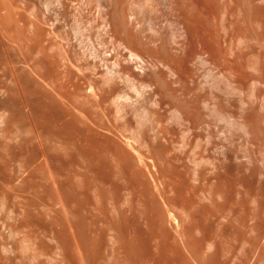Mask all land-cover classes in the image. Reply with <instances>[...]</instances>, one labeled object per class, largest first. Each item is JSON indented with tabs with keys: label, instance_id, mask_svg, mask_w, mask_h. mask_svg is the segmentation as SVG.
Listing matches in <instances>:
<instances>
[{
	"label": "rangeland",
	"instance_id": "1",
	"mask_svg": "<svg viewBox=\"0 0 264 264\" xmlns=\"http://www.w3.org/2000/svg\"><path fill=\"white\" fill-rule=\"evenodd\" d=\"M247 1L216 0L217 22L211 18L210 29L225 61L223 88L212 89L214 97L178 82L174 93L155 89L138 97L117 80L118 89L131 96L120 106L103 79L97 80V96L47 92L13 75V60L25 64L21 49L1 52L7 56L0 57V86L8 92L0 99L18 115L17 123L0 125L1 171L6 176L16 167L19 188L22 179L31 185L20 192L33 197L37 241L40 226L47 227L48 264H264V0ZM83 23L87 39L79 31L72 52L83 63L109 60L98 50L94 29ZM9 152L14 156L8 158Z\"/></svg>",
	"mask_w": 264,
	"mask_h": 264
},
{
	"label": "bare ground",
	"instance_id": "2",
	"mask_svg": "<svg viewBox=\"0 0 264 264\" xmlns=\"http://www.w3.org/2000/svg\"><path fill=\"white\" fill-rule=\"evenodd\" d=\"M216 4V0H0V57L2 56L1 52L7 53L6 50L10 46L21 49L22 52H24L23 62L26 64V60H28L31 67H25V64H21L20 61V64H18L19 57L17 58L14 56L15 59L17 58V61L13 60V62L15 61L14 63L17 62V64L12 67V69L14 68L12 72L14 73L13 75H15L16 78L23 75V78L26 77L25 79H27V81L29 79L28 83L31 85L34 84V87L36 84V87L38 85L39 88H43L47 92L62 94L69 91H75L81 94H96V92L102 90L97 80L103 79L104 81H101H103L104 85L108 87L107 91L110 92V95L114 97L115 101L119 102L120 106L122 105L120 103H123L126 100L128 101L129 99L131 100V96L129 93L121 92L118 89L120 85L117 86V83L120 81L117 80H122L125 84L127 83L128 85H131L132 92L138 97L142 95L144 96L147 91L153 92L155 89L163 90L165 92L172 91L174 93L175 90L173 85H175L174 83L176 82L197 95L201 96V94L207 95L208 93H211L212 97V89L215 90L216 88V90H219L217 89L218 87L223 88L222 63L225 61L223 59V49L222 51L219 50V46H217L218 44L216 45L217 42H215L216 40L213 39V37L215 38V36L212 35L213 29L212 32L210 29L211 26L213 27L210 22L214 19L213 16L217 14ZM214 21L216 20L214 19ZM83 22H86V25L88 23L87 26H90L89 29L92 27L96 32L93 31L95 35L92 36L97 40L96 44H98V50H102L104 55H108L103 58L109 57L108 59L110 60L111 55L114 53L116 59L114 57L113 64L111 63V65H109L111 61L109 62V60L106 59L102 62H99L101 60L98 59V62L89 63L88 61L83 63L84 58L80 59L76 57L78 54L74 52L75 48L73 49V54L70 46L73 42L75 43L74 40H76L77 36H80L78 35L79 31L81 32V36L84 33L81 30V26L85 24ZM81 23L83 24L81 25ZM214 26L216 27V25ZM86 30H88V28ZM61 32H66L67 35L65 36V34L63 35ZM89 36V40H91L93 37L91 38V34ZM83 37L85 38L84 34ZM84 38L82 41H84ZM245 38L247 39V37ZM261 38L262 37H260V39ZM241 40L242 38H240V41ZM77 42L79 41L76 40V43ZM63 46H67L68 48L63 50L62 55V52H60L61 54H59V51L57 52V47L62 49ZM103 49L105 51H103ZM8 53L10 54V52ZM5 54L3 56H7ZM75 54L77 55L75 56ZM13 58L11 56L10 59ZM4 62L3 65H7V63L5 62L6 64H4ZM107 65L110 66V68H108L110 71L106 68ZM7 66H9V64ZM103 67L106 69H103ZM101 68L106 71L108 70L107 73L100 70ZM90 69L93 71L92 75H88L89 73H87ZM203 71L205 74H202ZM228 72H230L229 69ZM233 73H229L230 77ZM86 78L89 80V83L87 82L86 84L84 81L87 87H83V84L81 85L80 82ZM231 87L233 89L234 86ZM235 89L236 87H234L233 91L239 90ZM5 92H8V90L4 91V88L0 86V95ZM9 93L11 95V90H9ZM214 95L215 93L213 94V97ZM6 97L8 101L9 96ZM218 98V100H220V97ZM242 100L244 99L242 98ZM171 103L172 101L170 104ZM158 105L160 106V103L156 106ZM171 106L173 107L174 105ZM183 107L184 106L178 109L184 120L187 119L188 114L183 110ZM13 108L14 106L6 107V105H3L0 99V125L8 124L10 126L12 123L16 122L18 115L16 117V111L14 113L15 108ZM76 109L75 111L77 113L78 111ZM80 123H82V121ZM75 124L80 126L78 123ZM75 127L78 128L76 125ZM241 127L247 134L252 132L251 126L247 122L243 121ZM76 131L78 130L76 129ZM48 133L49 131L47 134ZM54 133L52 132L53 135ZM2 134L4 135L5 133L3 132ZM2 134L0 133V136H2ZM7 134L6 136L10 135ZM50 134L51 133L45 136H43L44 134H41L43 136L42 139H47L46 136H49ZM53 135L51 136L54 137V139L59 138L56 137L57 135ZM52 137H48V139H52ZM61 137L63 138L64 136ZM1 147L0 143V151ZM9 153V156L7 155L8 158H10V155L14 156L11 152ZM7 156L6 160H8ZM2 158L5 157H2L0 152V164ZM11 159H13V157H11ZM15 160L13 163H15ZM12 168H10L11 170L8 175L3 176V171H1L0 166V264H48L49 236L47 235V227H45V225L40 226L41 241L40 239H38L40 242L37 241V238H34L35 222L33 218V209L35 211V208L32 205L34 204L33 200L30 199L32 195L27 197L24 196L25 191L20 192L23 189L26 190V192L29 190V187H26L27 189H25V185H27L28 182L26 183L24 179L20 180L22 185H25L22 187L23 189L21 187L19 188V182H17V180L20 179L21 176L19 177L18 174L22 175V173L20 171V173L17 174L14 171V168L16 169V167ZM29 185L30 184H28V186ZM33 188L30 187L31 190H33ZM21 193L23 194L22 196L20 195ZM30 193H32V191ZM19 197L25 199V201H23V199L21 201L24 202V204L20 202L21 199L19 200ZM18 200L20 202L19 204H23V206H20V208L22 207L21 211L18 209ZM18 210L22 212V214H20ZM18 213L21 217L24 215L22 221L19 220ZM36 241L38 244H36Z\"/></svg>",
	"mask_w": 264,
	"mask_h": 264
}]
</instances>
